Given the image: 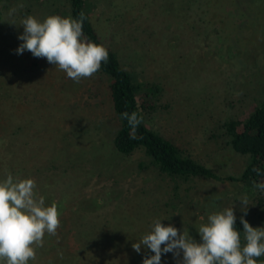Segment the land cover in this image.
<instances>
[{
  "label": "rangeland",
  "instance_id": "374dc122",
  "mask_svg": "<svg viewBox=\"0 0 264 264\" xmlns=\"http://www.w3.org/2000/svg\"><path fill=\"white\" fill-rule=\"evenodd\" d=\"M93 2L96 8L91 20L103 42L117 52L122 65L137 70L143 79L163 83L159 109L147 124L220 175L238 176L246 157L230 149L221 134V124L248 115L264 93V52L245 40L247 29L243 26L245 21H256V9L249 11L239 0L210 2L207 7L213 14L222 15V20L213 18L207 22V30L196 23L197 11L186 12L184 20L171 29L178 36L179 45L170 49L165 40L170 37L162 36L170 20L164 0ZM10 12L21 20L32 15L43 21L52 14L63 17L68 13V5L62 0H14L5 14ZM241 13L248 14L245 21ZM234 17L238 19L236 23L231 22ZM230 31L239 36L237 41L233 34L229 36L231 50L236 52L233 48L237 47L246 51L233 58L213 57L210 51L225 47L228 42L225 37ZM54 71L56 78L57 75L64 78V92L57 90L55 77L49 80L54 86L50 90L52 96L62 101L56 109L65 111L66 116L55 122L53 137L55 141L74 139L83 147V165L79 167L83 168L82 180L86 181V185L81 184L77 189L67 182L54 184L49 174L58 176L59 168L43 178V185H50L55 201L61 198V218L68 219L69 210L76 214L83 205L85 212L81 209L80 212L87 217L98 212L101 208L98 205L103 204L111 209V225L119 229L121 237L142 238L156 219H162L165 226L170 224L181 232L188 230L193 238H198L197 229L208 222L210 214L233 206L236 219L243 216L251 226L264 227V190L195 177L177 180L179 193L171 197L173 181L153 170L137 169V163L144 159L141 150L118 156L112 152L110 137L118 121L112 110L106 76L96 72L75 82L58 67ZM46 95L37 94L39 104ZM50 101L47 99L45 103ZM56 118L55 111L53 120ZM40 163L47 165L49 161L42 159ZM6 176L3 168L0 181ZM24 177L37 179L38 176ZM245 196L249 202L246 214L240 201ZM77 201L81 202L80 207ZM103 234L107 233L101 232L100 236ZM261 257L259 264L264 263V256ZM174 259L172 252L166 253L161 264Z\"/></svg>",
  "mask_w": 264,
  "mask_h": 264
},
{
  "label": "trees",
  "instance_id": "16d2710c",
  "mask_svg": "<svg viewBox=\"0 0 264 264\" xmlns=\"http://www.w3.org/2000/svg\"><path fill=\"white\" fill-rule=\"evenodd\" d=\"M12 1L14 0H0V171L4 168L7 174L11 173L14 178L21 179L27 178L24 177L27 174L38 176L34 179L36 191L45 197L46 206L56 203L60 213L61 198L55 201L50 193V185L49 187L43 185L42 180L51 171L59 168L61 172L58 176L49 174L54 184L56 181L67 182L73 184L75 189L81 187V184L86 185V181L82 180L83 168L79 167L83 165V147L74 139L54 140V124L63 120L62 115L66 116L65 111L60 112L56 109L57 104H61L62 101L52 96L50 90L53 85L49 80L52 81L55 77L54 69L57 66L50 64L46 58L34 57L27 50L22 54L17 53L16 50L22 43L18 37L24 29L19 27L21 19L18 16L12 12L5 14ZM62 1L68 5L65 17L80 19L83 13V38L102 44L108 50V59L101 63L98 73L107 78L112 110L118 121V127L110 137L112 152L115 155H131L141 150L144 159L137 163V169L142 172L153 170L173 181L171 197H176L179 193L177 180L186 181L195 177L236 182L261 190L256 184L264 182V93L248 115L222 122L221 134L230 149L246 157L245 166L238 176H222L214 168L186 154L174 141L147 124L159 109V101L164 91L163 83L143 79L137 70L122 65L117 52L103 42L91 20V13L96 8L95 2ZM214 1L216 0H164L163 5L170 16L162 33V36L170 37L165 39L166 45L170 49H175L179 45V41H176L178 36H174L171 29L184 20L186 12L197 11L196 23L204 30H207V22L210 23L213 18H220L221 21L222 15L213 14L214 11L207 7ZM230 1L234 3L238 0ZM239 2L241 5L245 4L249 11L256 9V21L247 23L245 20L248 14L244 16L243 13L241 19L245 21L243 26L247 29L245 40L249 41L252 47L256 46L264 52V0ZM203 5L206 8H203ZM232 19L233 23L238 20L235 17ZM231 34L234 35L235 41L239 40V36L230 31L225 37L228 41L225 47H220L222 52L219 48L210 51L213 57L233 58L246 51L237 47L233 48L236 52L231 50L229 38ZM55 79L58 82L57 90L63 93L64 78L57 75ZM55 84L57 83L54 82ZM37 94H47L42 98L41 104ZM47 99L51 101L46 104ZM55 111L57 118L54 121ZM124 112L129 114L135 112L142 117V122L135 129V139L130 136L132 129L128 120L122 117ZM42 159L49 161V164L40 163ZM254 169H258L259 174ZM80 205L81 202L78 203V207ZM81 207L84 213L85 206ZM98 207H101L98 212L87 217L80 209L75 211L76 214L69 210L71 215L68 219L60 217V227L56 235L45 234L43 246L36 248V259L30 260L29 264H143L145 256L154 254L143 246L137 253L132 244L141 238L133 235L121 237L119 229L111 225V209H106L103 204H99ZM70 218L72 220H69ZM235 228L240 233L243 246L246 241L241 220L236 219ZM101 232L107 234L101 237ZM107 236L109 237L106 238ZM197 236L199 237L193 239L202 242L198 232ZM164 257L165 253H162L161 262ZM179 259L182 260V252ZM261 260L262 257L257 258L258 264ZM173 261H177V258ZM173 261L170 260L169 264H174Z\"/></svg>",
  "mask_w": 264,
  "mask_h": 264
},
{
  "label": "clouds",
  "instance_id": "9594fccd",
  "mask_svg": "<svg viewBox=\"0 0 264 264\" xmlns=\"http://www.w3.org/2000/svg\"><path fill=\"white\" fill-rule=\"evenodd\" d=\"M82 21L83 13L80 19L49 15L43 21L29 15L21 20L24 31L18 37L22 43L16 51L22 54L27 50L34 57L46 58L75 82L90 78L107 61L108 50L83 38ZM122 117L128 120L130 136L135 139L142 117L135 112H124ZM256 187L264 190V182ZM240 201L246 214L248 198ZM59 217L57 204L45 205L33 178H14L8 173L0 181V264H29L35 260L36 248L43 246L45 234L56 235ZM240 219L246 241L243 246L232 206L210 214L208 222L200 225L197 230L202 242L194 240L188 230L181 232L156 219L132 248L139 253L143 246L154 253L145 256L143 264H161L162 253L169 252L177 258V264H258L257 258L264 256V227L251 226L243 216Z\"/></svg>",
  "mask_w": 264,
  "mask_h": 264
}]
</instances>
